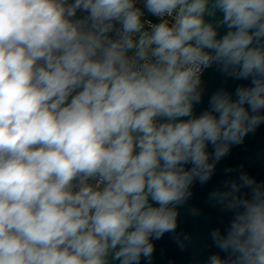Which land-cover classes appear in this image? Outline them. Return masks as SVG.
Segmentation results:
<instances>
[{"label":"clouds","instance_id":"obj_1","mask_svg":"<svg viewBox=\"0 0 264 264\" xmlns=\"http://www.w3.org/2000/svg\"><path fill=\"white\" fill-rule=\"evenodd\" d=\"M213 66L248 83L196 115ZM262 124L264 0H0V264H151ZM234 171L206 264H264V181Z\"/></svg>","mask_w":264,"mask_h":264},{"label":"water","instance_id":"obj_2","mask_svg":"<svg viewBox=\"0 0 264 264\" xmlns=\"http://www.w3.org/2000/svg\"><path fill=\"white\" fill-rule=\"evenodd\" d=\"M220 15L217 13L216 18ZM225 31L226 29L221 28L219 34L223 35ZM202 81L205 92L202 102L194 108L196 115L207 108L208 100L216 90L223 88L234 92L239 84L248 83L226 78L215 66L205 70ZM225 169H235L232 176L243 170L258 182L264 181V124L246 136L242 144L232 146L229 154L217 164L215 174L206 184L197 182L192 186V196L179 208L176 231L165 233L159 240H153L155 250L151 264H206L207 258L213 253H219L222 257L225 255L213 244L210 232L217 227L223 231L231 214L222 212L209 202V193L226 176ZM193 208L200 214L192 215L190 210ZM185 236L188 237L187 240L184 239ZM141 264L148 262L142 259Z\"/></svg>","mask_w":264,"mask_h":264},{"label":"built area","instance_id":"obj_3","mask_svg":"<svg viewBox=\"0 0 264 264\" xmlns=\"http://www.w3.org/2000/svg\"><path fill=\"white\" fill-rule=\"evenodd\" d=\"M142 4H143V0H140V6H142ZM77 15H78V16H82V15H84V14L78 12ZM146 18H147V19H154L153 17H151L150 14H147V13H146Z\"/></svg>","mask_w":264,"mask_h":264}]
</instances>
